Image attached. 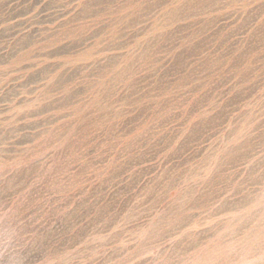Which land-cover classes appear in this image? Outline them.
I'll return each instance as SVG.
<instances>
[{"label": "rangeland", "instance_id": "rangeland-1", "mask_svg": "<svg viewBox=\"0 0 264 264\" xmlns=\"http://www.w3.org/2000/svg\"><path fill=\"white\" fill-rule=\"evenodd\" d=\"M0 264H264V0H0Z\"/></svg>", "mask_w": 264, "mask_h": 264}]
</instances>
